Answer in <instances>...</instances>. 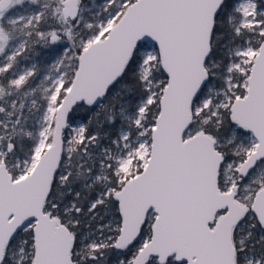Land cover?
<instances>
[{
    "label": "snow or ice",
    "instance_id": "snow-or-ice-1",
    "mask_svg": "<svg viewBox=\"0 0 264 264\" xmlns=\"http://www.w3.org/2000/svg\"><path fill=\"white\" fill-rule=\"evenodd\" d=\"M0 264H264V0H0Z\"/></svg>",
    "mask_w": 264,
    "mask_h": 264
}]
</instances>
